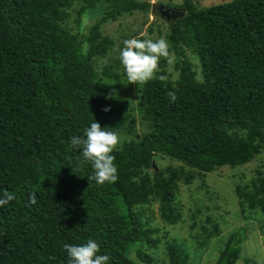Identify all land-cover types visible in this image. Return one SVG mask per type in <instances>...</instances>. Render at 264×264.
I'll return each mask as SVG.
<instances>
[{
    "label": "trees",
    "instance_id": "trees-1",
    "mask_svg": "<svg viewBox=\"0 0 264 264\" xmlns=\"http://www.w3.org/2000/svg\"><path fill=\"white\" fill-rule=\"evenodd\" d=\"M155 7L139 0H0V190L15 193L0 208V264H67L63 245L89 238L109 264H153L142 246L158 245V229L141 208L158 202L161 220L177 224L178 180L193 178L157 170L156 157L206 174L246 165L264 149V0L210 7L183 0L182 14L166 24L178 75L160 59L157 75L167 79L136 84L134 96L117 62L98 66L116 45L101 28ZM86 17L95 22L86 25ZM186 50L197 57L200 78ZM135 108L148 128L142 137ZM93 120L129 137L112 153V183L88 179L90 162L69 143ZM236 192L243 213L264 214V170ZM245 238L244 228L233 233L215 264H258L242 257ZM166 249L169 264H189L182 244L167 242Z\"/></svg>",
    "mask_w": 264,
    "mask_h": 264
},
{
    "label": "rangeland",
    "instance_id": "rangeland-1",
    "mask_svg": "<svg viewBox=\"0 0 264 264\" xmlns=\"http://www.w3.org/2000/svg\"><path fill=\"white\" fill-rule=\"evenodd\" d=\"M139 1H146L152 5H162L168 9L174 8L176 10H179L178 8L183 5V0ZM194 1L200 7H210L230 0ZM167 19L160 15L158 11L149 14L137 11L132 15L121 16L117 21L103 25L101 28L102 33L112 37L116 41V45L109 52L108 57L98 60L99 68H102L109 61H115L117 62L116 71L124 75L118 53L125 35L140 39H157L160 36L166 38V34L169 32L166 25L168 24ZM84 21L86 25L95 22L89 17L84 18ZM171 52L174 54L173 62L171 64L167 62L165 69L172 74V78H176L178 72L174 66L178 57L176 52L172 50ZM186 54L198 72L197 78H200L201 68L197 57L189 50H186ZM158 70L161 71L160 68ZM123 79L130 88L128 93L137 96L136 83L129 82L126 76ZM102 86H105L104 82H102ZM139 103L138 99H133L134 107H137ZM133 116L136 122L135 130L139 137H142L148 130L146 123L142 120V115L137 108L133 110ZM121 137L123 140L129 139L128 136L122 135ZM154 164L159 171L171 168L180 174L193 176V178L189 182L184 178L178 180L176 204L181 212V221L177 224H165L161 220L158 202H152L150 205H144L141 208L144 215L143 219L149 218L150 226L158 229V232L154 235L159 239L158 245L153 248H149L148 245L142 246L154 258L153 264H169L166 246L167 242L172 241H177L187 250L189 264H215L223 245L240 228H244V234L246 235L242 243V257L250 259L254 263L264 264V214L261 212L252 213L248 210L243 213L236 192L237 187L249 186L251 181L256 178L258 171L264 170V149L246 165L234 168L224 166L206 174H199L195 170L185 167L182 163L164 156H157ZM216 226L219 230L218 233H216ZM132 257L135 259L136 256L132 254ZM237 264L248 263L242 259Z\"/></svg>",
    "mask_w": 264,
    "mask_h": 264
},
{
    "label": "clouds",
    "instance_id": "clouds-1",
    "mask_svg": "<svg viewBox=\"0 0 264 264\" xmlns=\"http://www.w3.org/2000/svg\"><path fill=\"white\" fill-rule=\"evenodd\" d=\"M122 45L118 53L119 61L129 82L139 85L154 78L161 81L167 79L164 75H157L158 62L161 58H165L169 64L173 62L174 54L165 37L160 36L157 39L130 37L124 39ZM167 96L171 102L176 101L175 91L168 90ZM69 143L79 149L81 158L90 162L93 172L88 179L94 177L98 184L117 181L118 169L112 153L122 146L123 138L116 131L101 127L96 120H93L82 130L81 135L70 136ZM14 199L15 193L0 190V208ZM29 202L35 203L34 196H29ZM63 248L68 258L67 264H109L110 262L109 255L102 254L98 242L91 238L81 244H64Z\"/></svg>",
    "mask_w": 264,
    "mask_h": 264
},
{
    "label": "water",
    "instance_id": "water-1",
    "mask_svg": "<svg viewBox=\"0 0 264 264\" xmlns=\"http://www.w3.org/2000/svg\"><path fill=\"white\" fill-rule=\"evenodd\" d=\"M155 9L159 12V14H161L162 16L168 18V19H175L177 17H179L182 12L179 11V10H176V9H166L165 6H162V5H156ZM154 168L155 167V164H153Z\"/></svg>",
    "mask_w": 264,
    "mask_h": 264
}]
</instances>
